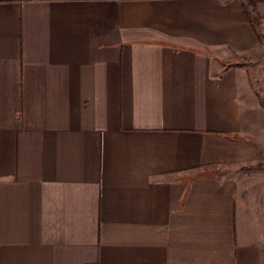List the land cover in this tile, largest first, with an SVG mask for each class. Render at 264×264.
<instances>
[{
	"label": "crops",
	"instance_id": "obj_1",
	"mask_svg": "<svg viewBox=\"0 0 264 264\" xmlns=\"http://www.w3.org/2000/svg\"><path fill=\"white\" fill-rule=\"evenodd\" d=\"M0 264H264V0H0Z\"/></svg>",
	"mask_w": 264,
	"mask_h": 264
}]
</instances>
